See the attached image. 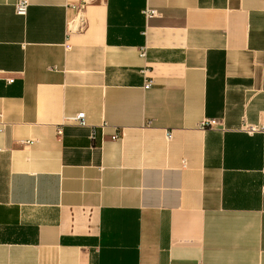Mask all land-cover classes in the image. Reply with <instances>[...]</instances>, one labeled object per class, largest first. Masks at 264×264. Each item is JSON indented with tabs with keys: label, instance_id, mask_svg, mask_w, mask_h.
<instances>
[{
	"label": "crops",
	"instance_id": "crops-1",
	"mask_svg": "<svg viewBox=\"0 0 264 264\" xmlns=\"http://www.w3.org/2000/svg\"><path fill=\"white\" fill-rule=\"evenodd\" d=\"M18 1L0 264H264V0Z\"/></svg>",
	"mask_w": 264,
	"mask_h": 264
},
{
	"label": "built area",
	"instance_id": "built-area-1",
	"mask_svg": "<svg viewBox=\"0 0 264 264\" xmlns=\"http://www.w3.org/2000/svg\"><path fill=\"white\" fill-rule=\"evenodd\" d=\"M28 7H29V2L28 0H19L16 5H15V13L18 15V16H23L25 17L27 15V11H28ZM158 13L154 10H145L144 11V15L146 17H151V16H155L157 15ZM141 57H144L145 56V50H142L141 51ZM7 83H12L14 81L13 78H9V79H6ZM151 86V82H147L145 84V88H150ZM67 121L71 122V123H74L80 127H90L86 121V116L84 113H80L78 115H76L75 117L73 118H69ZM205 125H208V126H213L215 125V122L214 121H211V122H207V124ZM244 127V130L247 132V133H254V132H258V131H262L264 130V127L262 126L261 128H256L254 126H249V125H245L243 126ZM57 134L58 135H61L62 132H61V129L59 128L57 130ZM96 136V129L92 127V130H91V134H90V138L91 139H94ZM116 138V137H114ZM168 139H170V135L168 134L167 136ZM199 264H203V263H199Z\"/></svg>",
	"mask_w": 264,
	"mask_h": 264
}]
</instances>
